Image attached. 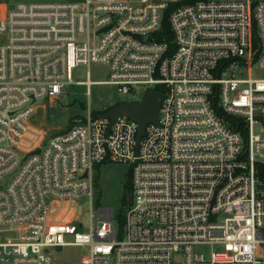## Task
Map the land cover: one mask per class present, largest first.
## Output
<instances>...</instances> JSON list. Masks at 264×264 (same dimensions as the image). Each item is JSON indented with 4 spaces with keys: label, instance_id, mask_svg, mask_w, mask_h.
Instances as JSON below:
<instances>
[{
    "label": "built area",
    "instance_id": "2783aa9c",
    "mask_svg": "<svg viewBox=\"0 0 264 264\" xmlns=\"http://www.w3.org/2000/svg\"><path fill=\"white\" fill-rule=\"evenodd\" d=\"M11 5L0 4V264H61L52 251L67 247L88 250L69 264H264V79L253 76L264 0ZM81 65L108 79L87 70L75 82ZM72 84L159 91L157 122L137 143L134 119L89 110L32 146L36 103ZM103 163L131 170L122 227L91 206Z\"/></svg>",
    "mask_w": 264,
    "mask_h": 264
},
{
    "label": "rangeland",
    "instance_id": "374dc122",
    "mask_svg": "<svg viewBox=\"0 0 264 264\" xmlns=\"http://www.w3.org/2000/svg\"><path fill=\"white\" fill-rule=\"evenodd\" d=\"M12 2H26L32 0H10ZM80 1V0H77ZM215 1V0H212ZM6 2V0H0ZM89 70L91 81L101 82L108 79V70L103 65L78 66L73 71L75 82L86 80ZM255 78L264 79V70L256 68L253 73ZM144 89L135 94H120L113 86L94 84L89 93L85 85H67L62 94L55 99H43L36 103V113L31 122L29 139L32 146L43 143L56 131L63 129L67 124L83 120L89 110L92 115L102 113L120 102H135L142 99ZM259 131V128H257ZM129 165L122 163H103L97 165L93 170L95 180V193L92 201L94 210L99 208L110 209L114 216V226H119V219L124 216L130 203L131 185L128 175ZM10 178H7L9 182ZM77 216L82 227L81 232L89 230L90 203L87 199L78 202ZM78 226V223H76ZM217 249V248H215ZM205 254L209 253L210 247H199ZM53 254L61 264L76 263L86 259L87 248L67 247L54 249Z\"/></svg>",
    "mask_w": 264,
    "mask_h": 264
},
{
    "label": "water",
    "instance_id": "95a60500",
    "mask_svg": "<svg viewBox=\"0 0 264 264\" xmlns=\"http://www.w3.org/2000/svg\"><path fill=\"white\" fill-rule=\"evenodd\" d=\"M10 8H12V5H10ZM163 98V93L155 90H147L143 93L140 101L117 103L108 110L99 113V116L111 121L119 115L134 119L138 123V143L144 134L146 125L157 122L158 110ZM72 124L73 123L67 124L63 129L54 133L53 137L66 134L72 128ZM38 152V150L35 151V153ZM130 172L131 170L128 171V175H130Z\"/></svg>",
    "mask_w": 264,
    "mask_h": 264
},
{
    "label": "crops",
    "instance_id": "0c3cea01",
    "mask_svg": "<svg viewBox=\"0 0 264 264\" xmlns=\"http://www.w3.org/2000/svg\"><path fill=\"white\" fill-rule=\"evenodd\" d=\"M66 1H70V0H32V1H26V2H36V3H42V2H44V3H50V2H66ZM14 3L15 2H12L10 0H6V2H0V4H10V5L11 4H14Z\"/></svg>",
    "mask_w": 264,
    "mask_h": 264
},
{
    "label": "trees",
    "instance_id": "16d2710c",
    "mask_svg": "<svg viewBox=\"0 0 264 264\" xmlns=\"http://www.w3.org/2000/svg\"><path fill=\"white\" fill-rule=\"evenodd\" d=\"M163 31L168 34V26H167V23L166 22H164L163 25H162V33H163ZM95 114H97V113H95ZM123 223H124V216L119 219V226L122 227L123 226Z\"/></svg>",
    "mask_w": 264,
    "mask_h": 264
},
{
    "label": "flooded vegetation",
    "instance_id": "af4514ba",
    "mask_svg": "<svg viewBox=\"0 0 264 264\" xmlns=\"http://www.w3.org/2000/svg\"><path fill=\"white\" fill-rule=\"evenodd\" d=\"M70 124V123H69ZM73 125V124H72Z\"/></svg>",
    "mask_w": 264,
    "mask_h": 264
}]
</instances>
